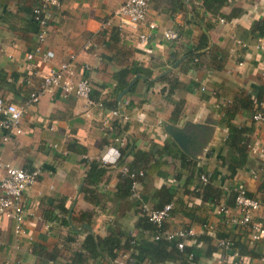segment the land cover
<instances>
[{"label": "crops", "instance_id": "crops-1", "mask_svg": "<svg viewBox=\"0 0 264 264\" xmlns=\"http://www.w3.org/2000/svg\"><path fill=\"white\" fill-rule=\"evenodd\" d=\"M57 1L41 46L53 58L45 62L43 53L35 52L37 25L32 18L40 0H0V96L23 103L50 68L74 55V81L87 79L91 100H101L102 105L87 108L83 100L50 88L28 107L22 133L0 142L2 162L29 172L39 170L36 183L23 193L24 232L15 234L13 222L0 216V264H69L87 234L104 238L115 226L132 231L138 215L133 197H124L118 188L123 165L100 162L109 148L125 145L129 150L122 164L144 165L140 190L146 205L162 201L165 193L170 196L176 211L165 220L166 231L190 229L194 236L185 244L202 253L208 246L219 249L200 257L197 264H264V239L250 242L242 227L229 224L219 212L228 203L230 189L260 196L264 181V154L251 152L264 147V125L251 119L256 111L264 113V48H256L264 42V0H227L214 15L197 0H149L145 24L137 30L118 28L112 13L123 0ZM151 22L153 30L147 27ZM164 30L175 31L178 39H164ZM139 33L149 34L148 41L141 43ZM202 33L208 36L207 46L193 50ZM87 41L92 46L84 50ZM191 50L198 56L189 61ZM134 67L142 73L128 72ZM123 70L127 71L122 74ZM167 77L179 83L170 95ZM123 82L130 88L120 100L123 89L116 94L114 109H121L127 120L108 115L114 109L105 104ZM224 120L249 130L243 134L246 161L232 178L222 161L228 153ZM165 125L199 133L201 143L193 157L177 147ZM179 153L191 160L182 164ZM90 162L104 172L93 186H85L89 193L81 187ZM198 174L226 194L216 203L194 195ZM181 207L204 224L177 211ZM219 235L240 240L260 256L225 252L218 246ZM127 261V253L120 251L111 264ZM100 263L109 264L99 258L82 264Z\"/></svg>", "mask_w": 264, "mask_h": 264}, {"label": "built area", "instance_id": "built-area-1", "mask_svg": "<svg viewBox=\"0 0 264 264\" xmlns=\"http://www.w3.org/2000/svg\"><path fill=\"white\" fill-rule=\"evenodd\" d=\"M149 0H123L113 11L112 15L117 20L118 28H127L130 30H137L139 27L145 24L147 7ZM58 5L57 0H40V2L32 9V18L37 25V41L38 45L35 49L37 53H43L41 46L44 44L48 33V23L52 17L53 9ZM222 21V20H220ZM149 30L155 28L154 23H148ZM164 39L175 41L178 39V34L172 30H164L162 32ZM138 39L141 43H145L149 39V34L139 33ZM92 46L90 41H87L83 45V49L87 50ZM256 48H264V42H258ZM31 55H28L30 58ZM53 58V53L46 50L42 55V60L45 62L50 61ZM74 55L69 56V60L59 63L57 66L52 67L41 78L37 87L29 92L27 99L20 104L7 102L0 96V132L3 135L0 137V142H6L10 136L20 135L22 133L21 120L26 113L29 106L35 104L42 94L48 91L50 88H59L63 94L72 95L80 100H83L87 108L91 106L102 105L101 100L94 102L90 98L91 86L87 79L80 78L74 81ZM115 118L127 120V116L121 111V109H114L108 114ZM251 119L254 123L264 125V113L256 111L252 114ZM114 141L117 144H122L121 139L115 138ZM114 149L117 156L105 161L104 157L107 156V152L101 155L100 162L102 165L117 164L119 159V152L116 148H109L107 151ZM251 152L254 154L263 153L264 147L251 148ZM0 171L2 176L0 178V216L9 219L14 224V233L19 235L24 232V210H23V193L24 191L33 186L36 183L39 175V170L26 171L21 168L12 167L6 164L0 159ZM121 172L126 173L125 167H121ZM141 176V173H139ZM132 178L133 175L131 174ZM202 182L206 181V177L200 176ZM137 183L131 184V195L134 198L138 197L136 192ZM232 191L235 194L234 206L228 208L221 206L219 212L226 217V221L235 226L242 227L247 233V238L250 242L255 243L261 239H264V197L260 196H248L246 190L243 188H233ZM143 210L148 213L149 221L155 223L157 226L161 222L168 218L169 211L172 208L171 204L164 205L160 210L150 212L147 206H142ZM261 219L263 224H260L258 220ZM167 240L173 237L181 239H187L194 236V232L190 229L165 231L163 234ZM156 238V237H155ZM1 244V240H0ZM184 241H180L176 244L178 249H182ZM218 246L225 252L229 251L230 243L227 240H219ZM235 257H238L236 253H232ZM264 263V258H262ZM128 262L133 261L128 258ZM237 263V262H236ZM234 263V264H236ZM143 264V263H141Z\"/></svg>", "mask_w": 264, "mask_h": 264}, {"label": "trees", "instance_id": "trees-1", "mask_svg": "<svg viewBox=\"0 0 264 264\" xmlns=\"http://www.w3.org/2000/svg\"><path fill=\"white\" fill-rule=\"evenodd\" d=\"M190 2V0H188ZM201 6L205 9V11L210 12L211 14H217V10L223 4V2L227 0H197ZM219 15V14H218ZM260 25H264V20L260 23ZM206 32V31H205ZM264 34V33H263ZM208 36L206 33H202L198 38V42L193 50H203L207 46ZM198 54H194L191 50L187 54V59L192 61L196 59ZM219 59H216V62ZM123 70L121 73L124 74ZM128 72L132 73V75L141 74V68L130 69ZM167 95L173 93V91L179 86V83L176 79L167 77ZM126 84L123 82L121 85H117L112 93L110 98L111 101L105 102V104L110 105L112 109L117 107L116 103V94L124 89ZM227 116L229 118L232 117V113H228ZM227 128V136L225 144L228 149L227 158L222 159L226 169L229 173V177L232 178L237 169L242 167L243 163L246 161L247 157V138L243 136L246 130L244 128H236L234 127L229 120H224ZM119 159L117 161L118 165H123L126 168L127 172H121V180L118 184V188L123 191V196H131V184L132 182H136L138 185V190L136 191L138 194L137 198L133 197V206L136 209V213L138 218L133 225V230L129 231L121 227H112L109 228L108 234L104 238H98L92 234H87L84 237V240L80 246V249L74 251L72 254V258L69 264H82L85 259L91 258H99L106 259L109 264L117 257L120 251L127 253L128 258H130L133 262L127 264H165V263H174V264H197L200 257H210L213 253L217 252L219 249L215 247L208 246L205 251L202 253L200 249L195 248V245L183 244L182 249H178L176 244L180 241H184V239L173 237L170 240H167L163 235L166 231L165 221L161 222L159 226L155 223L149 221L148 213L145 212L142 208L146 203L143 200V194L140 190V187L144 186V172L142 171L144 165L139 161L138 164H128L124 165L123 158L128 154V146L125 145L123 148L118 147ZM142 159L146 158L145 154H141ZM179 161L184 164L189 162L191 159L183 153H179L178 155ZM104 172V169L100 168L98 163L90 162L86 176L83 182V186L81 187V191L91 192L85 186H93L98 177H100ZM141 173V176L139 175ZM133 175L131 178L130 175ZM200 175H197V180L199 179L198 185L195 187L194 195L201 196V198L209 203H216L219 198L223 197L226 192L222 189L215 187L212 183L206 179L205 182L200 180ZM161 189L158 191V194L162 193ZM260 197H264V181L261 183L259 187ZM248 196H254L246 191ZM228 203L225 207L232 208L234 206V197L235 194L230 189V194L228 195ZM154 205L152 207H148L150 212H155L160 210L166 204H172L170 196L165 193V197L162 201H153ZM177 202V201H176ZM166 203V204H165ZM179 206H183L180 204ZM174 211L172 207L169 211L168 216H170ZM177 211H182L185 216L189 217L191 220L199 221L204 224L205 220L196 216H192L191 213H187L186 211L177 208ZM184 230H188L183 228ZM156 237V238H155ZM219 239L227 240L230 243V252L236 253L239 256H249V257H259L260 255L255 252L248 250V248L238 239L229 238L227 235H219ZM192 240L193 237L187 238L186 240ZM201 239H207L206 237H202ZM185 240V241H186ZM198 241V239H196ZM85 251L88 253L86 256L84 254ZM102 264V263H100ZM238 264V263H236Z\"/></svg>", "mask_w": 264, "mask_h": 264}, {"label": "water", "instance_id": "water-1", "mask_svg": "<svg viewBox=\"0 0 264 264\" xmlns=\"http://www.w3.org/2000/svg\"><path fill=\"white\" fill-rule=\"evenodd\" d=\"M129 88L130 84L118 94L117 100H120L128 92ZM198 128L199 126L193 127L194 130L197 129L196 131H198ZM164 130L183 153L193 157V154L201 143L198 132L189 131L186 127L175 128L171 125H165Z\"/></svg>", "mask_w": 264, "mask_h": 264}, {"label": "clouds", "instance_id": "clouds-1", "mask_svg": "<svg viewBox=\"0 0 264 264\" xmlns=\"http://www.w3.org/2000/svg\"><path fill=\"white\" fill-rule=\"evenodd\" d=\"M117 155H118V153H116L115 150L112 149L109 151V155L105 156L104 159H105V161H108L110 158H114Z\"/></svg>", "mask_w": 264, "mask_h": 264}]
</instances>
